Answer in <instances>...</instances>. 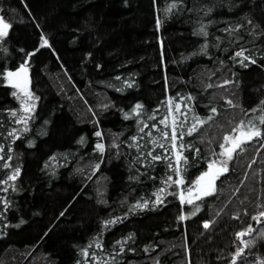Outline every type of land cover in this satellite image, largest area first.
I'll return each mask as SVG.
<instances>
[{
    "label": "trees",
    "instance_id": "16d2710c",
    "mask_svg": "<svg viewBox=\"0 0 264 264\" xmlns=\"http://www.w3.org/2000/svg\"><path fill=\"white\" fill-rule=\"evenodd\" d=\"M0 17L11 25L0 38V264H264V0H0ZM21 65L38 98L27 131L5 80ZM173 116L185 132L176 149L162 138ZM250 120L262 136L233 154L215 194L182 203L180 188Z\"/></svg>",
    "mask_w": 264,
    "mask_h": 264
},
{
    "label": "snow or ice",
    "instance_id": "6c2138e0",
    "mask_svg": "<svg viewBox=\"0 0 264 264\" xmlns=\"http://www.w3.org/2000/svg\"><path fill=\"white\" fill-rule=\"evenodd\" d=\"M170 7L174 8L175 5H171ZM11 27L10 24L5 23L3 17H0V38L2 37H6L8 35V29ZM203 31V29L201 30ZM206 34V33H205ZM48 45V41L46 39L43 40V44L41 46H47ZM236 57H242L241 59V63H243L245 60H248L249 57L246 56L244 54V50L238 51L235 53ZM252 63H255V61H251ZM27 67H25L24 65H21V67L15 71V72H8L7 73V77L9 78V83L11 84V87L13 89H16V91L12 92V95L17 98L18 100H20L21 103V111L24 114H28V115H24L21 114L19 116H17L16 112H12L11 115L14 117H17L16 119V123H23L25 125V131H27V123L28 120L31 119V111L34 109L35 105H34V101L36 99H38L37 97H34V95L32 94V92L29 89V79L27 76ZM228 81H225V84H227ZM129 87H131L132 85L129 84ZM209 87H211V85H209ZM187 99H192V97H188ZM228 104L231 105V101L229 100L227 102ZM262 104H264V101L261 102ZM167 104L169 105V113L168 115H172V105H173V100L170 98L167 101ZM140 110H142V105L137 104L135 106V108L133 109V112L139 116L140 115ZM175 111L176 112H180V104L176 103L175 104ZM189 111H191V109H189ZM212 112L215 113L216 109L213 108ZM181 115H185L186 113H181ZM213 117L209 116L207 117L208 120H211ZM125 119H129V116L126 114L125 115ZM149 119H155L154 116H150ZM260 124L264 125V116H260L258 117ZM167 120H168V116H165L164 119L160 120L159 123L163 124L165 126V128L168 127L167 124ZM197 123L199 124H204L206 121L205 120H200L199 118H196ZM186 121H181L179 122V127L182 128L183 124ZM177 118L175 116H173L172 119V127H171V132L169 133L168 131H162L161 129L157 128V131H162V138L165 140H170L171 141V147L173 149L177 148V140L179 139L180 141H182L184 139L185 136V132L184 131H180L179 132V137L177 136V132H178V127H177ZM148 127L147 124H144L141 128L140 131L144 132V129ZM153 127L155 128L156 125H153ZM246 129V130H245ZM196 130V124H193L192 127L188 128L187 130V135L191 136L193 134V132ZM233 131H238V135L233 136L231 134H226L223 136V143H220L219 148L222 150L219 155L220 156H225L226 159L223 161H220V164L222 165L221 167H217V161H211L208 164V171L203 172L199 177H197L196 182H195V190H196V195H195V199L196 200H201L204 197H209V196H213L215 194L216 191V180L219 179V177L228 172V162L233 160V154L237 152V150H243L242 146L245 143H250L254 138H260L262 136V133L260 131V129L256 126V124L253 121H248L247 124H245L244 121H240L239 125H238V129H234ZM14 133H9V135H13ZM95 135L97 137L102 136L101 132H96ZM149 136H151V133H148ZM132 140L135 142L136 141V137H132ZM81 143L83 142V138L80 141ZM153 144H156L158 147L160 148H164L165 145L164 144H160L158 141L153 140L152 141ZM185 145L183 143L179 144V149H184ZM96 148L103 153L104 151V145L98 143L96 145ZM0 151H2V149H0ZM197 152L199 151V149L196 150ZM215 154V153H214ZM148 156H150L152 158V160H160V159H168V157H161L159 155H152V152L148 153ZM0 159H2V157H0ZM10 159V157H9ZM187 157L183 155L182 151L177 150L176 151V156H175V163L173 164L172 160L169 159V164L168 166L170 168L173 169L174 172H176L177 174H179L180 172V165L181 162L183 161L184 163H187ZM3 167H8L7 164L3 165ZM97 169L99 168V165H96ZM19 174V170H16V173L13 176H10L8 179L10 180H14L16 178V175ZM168 182H172V183H176L179 184L181 183V181L176 180L173 181L172 176H169L167 181H165V183L167 184ZM4 183H7V181H4ZM165 191L164 188L160 189V192L163 193ZM157 196V202L160 203L162 202L159 193L155 194ZM193 195V188H189L188 189V196L189 199H187L186 201L184 200L183 194L181 195V201L183 203H187L189 205L193 204V199L191 198ZM136 208H145L147 207V202L143 203V204H137L135 205ZM194 211H199V207L196 206ZM260 217H264V211H261L259 213ZM181 220L185 219L184 216L180 217ZM253 220H258V217H252ZM116 223L115 220L113 221H108L106 222L107 224H114ZM209 227V223H204V228L207 229ZM253 231L251 226H248V228L246 229V231H241L238 232L236 234L237 238L240 239L242 237H244L247 233H251ZM264 238V237H262ZM129 239H131V237H129ZM243 242V241H242ZM85 255H87V253H85ZM237 256L240 255V251L238 250L236 253Z\"/></svg>",
    "mask_w": 264,
    "mask_h": 264
},
{
    "label": "rangeland",
    "instance_id": "374dc122",
    "mask_svg": "<svg viewBox=\"0 0 264 264\" xmlns=\"http://www.w3.org/2000/svg\"><path fill=\"white\" fill-rule=\"evenodd\" d=\"M6 23V22H5ZM15 71H17V70H15ZM15 71H8V72H15ZM7 72V73H8ZM7 73H6V75H5V80H6V83L9 85V86H11V84L9 83V78L7 77ZM27 76H28V73H27ZM28 79H29V77H28ZM29 89H30V82H29ZM15 91H16V89H14ZM31 91V90H30ZM17 102H18V113H19V115H21V114H24V113H22V111H21V103H20V100H18L17 99ZM34 103V105H35V107H36V103H37V99L33 102ZM35 107H34V109L31 111V117L33 116V114H34V110H35ZM24 115H28V114H24ZM23 123H19V125H22ZM236 135H238V131H236V133L233 135V136H236ZM222 150H219V152H217L216 154H215V156L212 158V160L211 161H217V165L216 166H222L221 164H220V161H223V160H225L226 159V157L225 156H220L219 155V153L221 152ZM210 161V162H211ZM205 171H208V167H207V169L205 170ZM204 171V172H205ZM217 181V180H216ZM196 182V181H195ZM180 184V186L182 185L181 183H179ZM195 183H194V185H193V195H192V199H193V201H195L196 199H195V195H196V190H195ZM215 186H216V184H215ZM183 194V197H184V200L186 201L187 199H189V196H188V190L187 191H185L183 188H180V199H181V195ZM182 202V201H181ZM183 203V202H182ZM185 204V203H184ZM252 234L251 233H247L246 234V236L249 238L250 236H251ZM245 237V236H244ZM244 237H243V240H245L244 239ZM247 242H244L243 241V244H246Z\"/></svg>",
    "mask_w": 264,
    "mask_h": 264
},
{
    "label": "water",
    "instance_id": "95a60500",
    "mask_svg": "<svg viewBox=\"0 0 264 264\" xmlns=\"http://www.w3.org/2000/svg\"><path fill=\"white\" fill-rule=\"evenodd\" d=\"M217 167H221V166H217Z\"/></svg>",
    "mask_w": 264,
    "mask_h": 264
}]
</instances>
